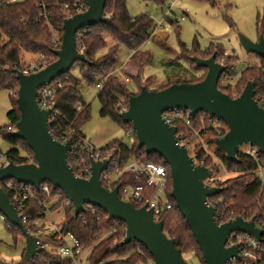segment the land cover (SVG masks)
Wrapping results in <instances>:
<instances>
[{
    "label": "water",
    "instance_id": "obj_1",
    "mask_svg": "<svg viewBox=\"0 0 264 264\" xmlns=\"http://www.w3.org/2000/svg\"><path fill=\"white\" fill-rule=\"evenodd\" d=\"M85 2L88 7L85 13L64 21L61 47L53 52L57 60L31 75L16 72L20 120L10 137L25 142L33 152L35 162L27 165L9 163L1 167L0 183L13 180L37 191L41 185L49 183L72 204L75 218L89 207L103 211L109 220L123 223L126 233L121 246L139 244L156 264H187L175 241L164 234L163 222L154 221L152 210L146 206L137 209L131 202L123 201L119 187L109 191L103 186L102 176L109 170L110 159L96 161L91 157L90 177L83 179L76 176L69 164L72 145L61 144L53 138L48 125L51 112L42 110L37 103L39 89L69 73L75 64L88 62L78 50L77 36L82 30L106 21V0ZM239 42L246 52L264 60L263 36L257 42L240 36ZM191 61L198 68L207 70L202 82L172 85L161 91L142 87L137 96L129 99L128 110L121 113L120 118L123 123L132 126L139 149H144L146 155L157 154L168 165L172 198L199 246L204 263L227 264L238 256L239 246L226 247L232 234L250 235L262 244L264 229L257 226L255 219L246 221L236 218L218 224L216 208L205 203L219 196L223 189L205 184L212 170L196 165L187 147L180 145L177 128L167 124L163 115L184 111L195 117L205 113L225 123L228 132L215 144L230 162L236 163L237 155L244 146L256 147L264 155V109L255 100L256 85L253 82L248 83L236 99L219 90L220 80L228 68L218 63L216 54L206 60L193 57ZM0 215L22 231L26 250L20 264H31L38 256L39 240L28 232L22 216L1 187Z\"/></svg>",
    "mask_w": 264,
    "mask_h": 264
},
{
    "label": "trees",
    "instance_id": "obj_2",
    "mask_svg": "<svg viewBox=\"0 0 264 264\" xmlns=\"http://www.w3.org/2000/svg\"><path fill=\"white\" fill-rule=\"evenodd\" d=\"M47 3L48 14L51 15L49 21L42 17V10L39 5L42 0H27L23 3H7L0 1V91L5 90L10 93L12 102V110L8 113L9 126L6 129H0V135L12 145L6 154L9 163L16 165H27L34 163V154L21 140L10 137L16 124L20 120V111L17 105L19 82L17 81V71H23L20 54L25 52L31 55H38L46 58L50 64L55 62L57 58L53 52L56 50L52 38L51 27L57 32V39L62 43V29L64 21L67 19L61 7L57 6V0H43ZM154 1L162 5L164 0H144ZM106 21L96 27L82 30L77 36L78 50H82L87 59V63H79L80 78L71 74V71L66 75L61 76L53 82L56 89V108L68 121L72 122L73 128L83 140H86L81 130L82 127L91 119V107L85 103L80 93L82 80L88 86H96L101 84V89L98 91L96 99L98 100L101 110L100 116L103 118H110L115 124L122 128H128L133 131L130 124H125L120 118L123 113V106L129 102L132 96H137L140 92H131L128 86L124 85L119 77L116 75L118 67V50L120 46H125L128 50L133 52L132 58L128 63L132 77L141 82V69L143 65L150 61V54L142 52V47L154 37L156 30L154 21L148 15H140L138 17H131L128 13L126 0H106L105 6ZM173 24V23H172ZM258 36L264 37V15L257 19ZM105 37H110L114 42V46L109 49V54L104 57H98V54L106 48ZM259 39V38H258ZM163 42H161L162 44ZM165 46V44L163 43ZM166 47V46H165ZM188 52L185 47L181 50ZM181 53V52H180ZM215 53L202 57L209 59ZM217 60L224 58V55L217 54ZM189 60L195 66V71H204L200 77L191 76L189 81H176L170 83L169 86L158 89L164 90L172 85L179 84H196L202 82L207 75V70L200 69L195 63ZM227 68L232 66V61H237L234 58L228 57ZM262 60V59H261ZM230 61V62H229ZM264 61V60H262ZM236 64V63H235ZM131 73V72H130ZM264 74L259 68L245 69L237 84L233 87L230 85L223 86V78L219 83V90L229 96L231 99L238 98L248 83L253 82L258 87L261 85ZM260 81V82H258ZM142 88V87H141ZM140 88V91H141ZM148 88V87H147ZM233 90L235 91V96ZM264 91V89H263ZM81 105L82 109L77 111V107ZM192 124L197 128L199 123V116L192 120ZM209 122V120H207ZM224 128V133L228 132L225 123L221 122ZM177 135H185L189 140L192 135L189 133L187 126L182 122H176ZM11 131V132H10ZM212 133L214 140L211 142L215 147V139L217 134ZM53 137H56L52 133ZM136 143L132 147L126 146L123 142L114 141L101 151L115 150V156H120L121 165L124 166L131 161L141 163H154L156 165L164 166L170 175V169L165 163L164 159L157 154L146 155L144 149L138 148V140L135 135ZM215 155L219 157L227 170L238 172L241 176L219 184L223 192L214 198V200H223V205L218 209L226 217V221H231L236 218H243L246 221L256 220L258 227L264 229V183L259 178L257 171L260 167H264V155L261 154L258 161L239 152L237 155L238 161L236 163L230 162L227 157L220 151L215 150ZM203 152L199 153V160L202 161L205 167H210V157L204 158ZM69 164L74 170L77 177L88 178L79 174V169L89 170V158H85L84 162L73 160L69 156ZM77 165L81 166L78 168ZM217 173V171H216ZM215 174V171L213 172ZM114 176V170L107 171L102 176L103 186L112 191L116 187L120 188V198L125 202H131L137 209L141 205L136 204L123 195L125 188H134L142 183V180L135 179L132 175L124 174L111 179ZM13 181V180H11ZM15 182V181H14ZM15 184L18 186L20 184ZM50 188L54 189L49 183H46ZM5 182L0 183V187L5 190ZM55 190V189H54ZM172 180L170 181L166 191L168 200L172 203V209L166 211L160 218V222L164 224V234L175 241L176 248L181 251L182 256L196 253L200 264H205L199 246L189 229L185 219L182 217L177 209L176 202L172 198ZM6 191V190H5ZM37 193V200H30L27 209L22 215L26 216L31 222L27 226L28 232L35 234L36 227L34 223L45 217L47 210L40 206V203L47 202V196ZM9 194V193H8ZM55 195V194H54ZM53 195V196H54ZM65 200V196L63 195ZM61 205V202L55 203L50 210ZM54 207V208H53ZM66 222L62 228L63 234L74 235L86 249L91 248L89 257V264H139L144 261L152 260L148 252L141 248L139 253V245L133 243L127 246L120 244L125 239L126 228L125 225L119 221L109 220L107 214L95 208H86V211L79 217H74V208H65ZM52 212V211H51ZM8 231L13 235L15 242L19 239H25L22 231L6 221ZM117 230L116 233H112ZM105 236V237H104ZM26 240V239H25ZM25 251L23 252V256ZM261 261L264 264V236L261 244ZM112 257L115 259L111 260ZM0 264H5L0 262ZM31 264H72L69 260H62L51 255L48 252H39L38 256Z\"/></svg>",
    "mask_w": 264,
    "mask_h": 264
},
{
    "label": "rangeland",
    "instance_id": "obj_3",
    "mask_svg": "<svg viewBox=\"0 0 264 264\" xmlns=\"http://www.w3.org/2000/svg\"><path fill=\"white\" fill-rule=\"evenodd\" d=\"M0 1L23 3L27 0ZM126 2L131 17L148 15L156 27L154 37L141 50L148 52L151 56L150 61L141 69V82L132 77L133 72L127 67L133 52L125 46L119 47L116 75L124 85L128 86L131 92H140L141 87H148L150 91H157L176 81H189L194 75L200 77L204 71H195V66L189 58L203 59L202 57L210 55L211 52L216 55H221V53L224 55V58L217 60L224 66L225 64L228 65V57L237 60L231 62L233 65L223 75V86L234 87L245 69L264 65V61L256 55L246 52L239 42L240 36H244L252 42L258 41L256 25L258 17L262 18L264 15V0H164L162 5L154 1L144 0H126ZM105 42L106 48L98 54L100 58L108 55L109 49L115 44L110 37H105ZM182 46L189 51L181 50ZM20 58L23 69L42 59L41 56L25 52H21ZM79 67L80 64L77 63L71 70V74L77 78H80ZM79 91L84 102L91 107V119L81 130L88 145L97 151L114 141L123 142L128 147H132L135 143L137 145L133 131L120 127L110 118L100 116L101 107L96 99L99 89L96 86L90 87L82 80ZM233 93L236 97L234 90ZM12 108L10 93L5 90L0 91V129H6L9 126L8 113ZM201 128L200 125L197 128L192 125V128L188 129L192 139L185 138V143L188 145L190 156L203 152L204 158L210 157L211 166L209 169L215 171L214 176L221 178L220 184L241 176L242 174L238 172L227 170L222 160L215 155V150L218 149L216 144L215 147L211 144L214 140L212 133L209 131L201 132ZM12 148L8 140L0 135V151L7 153ZM247 148L248 146L242 147L240 152ZM197 162L198 164L202 163L199 160V154ZM258 176L264 182L262 172H258ZM115 178L114 175L111 179L114 180ZM50 205L53 206L54 204L51 203ZM64 210L62 204L50 212L48 210L43 219L35 222V226L41 230L46 228V232L49 234L48 238H51L54 234V226L61 229L65 225ZM91 248H89L90 251ZM25 250L26 240L19 239L16 243L13 235L8 231L6 221L0 216V262L20 264ZM196 257V253H192L184 256V260L187 264H200ZM113 259L115 257L111 258V260Z\"/></svg>",
    "mask_w": 264,
    "mask_h": 264
},
{
    "label": "built area",
    "instance_id": "obj_4",
    "mask_svg": "<svg viewBox=\"0 0 264 264\" xmlns=\"http://www.w3.org/2000/svg\"><path fill=\"white\" fill-rule=\"evenodd\" d=\"M56 2L57 6L62 8L64 16H66L67 19L79 14H83L88 10L85 0H57ZM39 7L42 10V17L44 18V20L49 21L51 15L48 14L47 3L42 0ZM51 30L54 45L56 47V50H59L61 44L57 39V32L52 27ZM79 52L83 54L82 50H79ZM49 65L50 62L44 57H42V59L39 60L36 64L28 66L22 72L26 75H31L40 72ZM222 65L224 64L222 63ZM257 68L261 69L264 74V65L259 66ZM52 84L47 85L38 90L37 103L42 110L51 112L49 115L48 125L50 133H53L56 136L53 138L61 144L70 143L72 145L73 150L69 156H71L72 159L75 161L78 160V162H84L85 158H89L90 160L91 157L96 161L110 159L111 161L108 171H110L111 169L114 170V175L116 177L128 174L132 175L137 180H142V183L134 188H125L123 190V195L127 199H130L135 202L136 204L141 205L142 207L146 206L148 210H152L154 221L160 222V218L164 215V213L172 209V203L168 200L166 195V191L170 181V175L168 173V170L164 166L156 165L150 162L141 163L131 161L126 165L122 166L120 156H115L114 149L106 151H97L92 146L88 145V142H86V140H83L79 137L77 131L75 130V128H73L72 122L68 121L64 116H61V114L57 110L56 89L55 86H53ZM97 88L100 90L102 88L101 84L97 85ZM263 89L264 77L262 78L261 85H259L258 87L256 86L255 88V100L262 109H264ZM128 107L129 105L127 103L123 110L127 111ZM81 109L82 106L79 105L77 107V111H80ZM196 116H199V123L200 126H202L201 132L214 131L217 134L215 141L219 138H222L226 134L224 133V128L222 126L221 121L205 113H201ZM195 117H191L189 112L184 111H176L163 115V118L165 119L166 123L170 126L175 127L176 122H182L187 126L188 129L192 128L193 124L191 120ZM207 120H209V122H207ZM13 132H15V128L11 132V134ZM185 138L186 137L183 134L178 136L180 145H186L188 149V145L185 143ZM241 153L251 157L255 161H258L260 155L262 154L258 148L252 146H248V148L244 151H241ZM198 154L199 153L193 154L190 157L195 160L196 165H203L204 159L201 161V164H198L197 162ZM8 164L9 160L6 157V154L0 151V168L5 167ZM77 167L81 168L80 165H77ZM263 168L264 167H260L257 171V174L258 172H262V175H264ZM79 170L80 175H83L88 178L90 177V167L89 170L82 168ZM221 181V178L214 176L212 171V175L208 179H206L205 184L210 187L220 188L219 184ZM4 187L6 191L4 189L3 190L7 194L9 193L8 196L10 198V201L15 206L18 214L22 216L23 222L26 227L30 225L31 222L26 216L22 214L26 211L30 200H37L36 192H40L41 194L47 196V202L40 203V206L45 208L47 212L48 210L50 212L51 203L55 204L57 202H61L64 208L72 207V204L67 201L66 198L65 200L63 199V193L61 191L50 188L48 184L41 185L38 191L30 186H25L21 184L17 186L14 181H6ZM211 200L212 198L208 199L205 205L208 207L216 208V220L218 224L222 225L229 222L226 221V217L222 213V211L218 210L221 205H223V200ZM54 227V234L51 236V238H48L49 234L46 232V228H43L41 230V228L38 229L36 227L34 236L37 237L39 240L37 249L38 253L48 252L51 255L62 260H69L72 264H88L92 250L90 251V249H86L85 246H83L74 235L70 233L63 234L62 228L59 229L57 226ZM116 232L117 230L112 231V233ZM235 246H239L238 256L237 258L231 259L227 264H260L261 244L254 237L242 233H234L228 238L226 247L232 248ZM141 248L142 247L139 245V253L141 252ZM139 264L156 263L152 259L141 262Z\"/></svg>",
    "mask_w": 264,
    "mask_h": 264
}]
</instances>
